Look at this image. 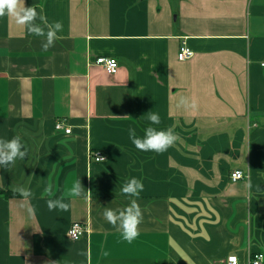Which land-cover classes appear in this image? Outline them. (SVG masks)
Returning <instances> with one entry per match:
<instances>
[{
	"label": "crops",
	"instance_id": "crops-1",
	"mask_svg": "<svg viewBox=\"0 0 264 264\" xmlns=\"http://www.w3.org/2000/svg\"><path fill=\"white\" fill-rule=\"evenodd\" d=\"M25 6L63 27L45 50L27 25L0 16V138L19 135L28 153L0 167V264H248L264 255V0ZM183 43L193 59L179 60ZM98 57L116 58L117 72ZM151 110L154 127L178 134L163 153L128 136L129 126L143 136ZM98 151L105 162L90 158ZM236 170L248 178L233 181ZM131 177L144 190L128 243L103 207L128 206L120 189ZM75 179L82 197L67 195ZM62 195L69 208L50 211L47 200ZM76 222L86 232L73 240Z\"/></svg>",
	"mask_w": 264,
	"mask_h": 264
},
{
	"label": "clouds",
	"instance_id": "clouds-1",
	"mask_svg": "<svg viewBox=\"0 0 264 264\" xmlns=\"http://www.w3.org/2000/svg\"><path fill=\"white\" fill-rule=\"evenodd\" d=\"M2 15H8L10 18H14L18 25H27L31 33L44 38L45 42L42 44V47L45 50L54 45L55 40L58 38V33L63 27L60 21L48 23L42 11L38 13L34 7H26L25 0H0V16ZM38 20L46 24V31L37 22ZM178 104L186 108H196L195 100L190 101L187 98H182ZM145 116L149 123L144 127L143 136H138L136 128L129 126V139L138 150L143 152L163 153L167 151L177 140L178 134L174 132L172 127L161 129L153 126L160 123L159 113L151 110L143 117ZM27 155L28 153L24 150V145L19 135L10 140L0 138V167H9L15 164L18 159H26ZM52 188L53 186L49 184L44 191L51 193ZM84 189L81 180L75 179L67 189V195L71 197H82L84 195ZM19 190L25 199L31 196L30 189H25L21 186ZM143 190V181L136 177H131L124 182L120 189L121 193L126 195L130 200L128 206L120 209H113L109 206L103 207V216L105 219L121 230L122 239L128 243H132L139 235L138 228L142 220V211L137 203V198ZM69 206V203L65 201L63 195L55 199L47 200V207L50 211L57 209L67 210Z\"/></svg>",
	"mask_w": 264,
	"mask_h": 264
},
{
	"label": "built area",
	"instance_id": "built-area-1",
	"mask_svg": "<svg viewBox=\"0 0 264 264\" xmlns=\"http://www.w3.org/2000/svg\"><path fill=\"white\" fill-rule=\"evenodd\" d=\"M178 57L180 61H187L193 59L195 57V53L191 48H189L186 45V43H183V46L180 49ZM95 64L103 67L109 74H115L119 68L118 60L112 57H98L95 61ZM58 125H59V127H57L58 130L64 128L63 124L58 123L57 126ZM66 133L70 134L71 130L70 129L66 130ZM90 158L98 163H102L106 161V156L100 151L91 152ZM247 178L248 176L243 171L240 170H236L231 174V179L233 181H239ZM85 232H86V228L82 224L76 222L73 223L69 228L68 235L71 239L78 240L85 234ZM222 264H240V263L237 256H230L228 257V259L223 261ZM248 264H264V255L255 254L251 256Z\"/></svg>",
	"mask_w": 264,
	"mask_h": 264
}]
</instances>
